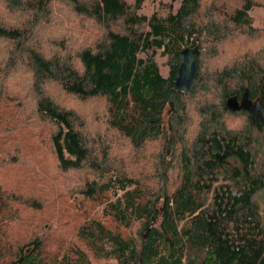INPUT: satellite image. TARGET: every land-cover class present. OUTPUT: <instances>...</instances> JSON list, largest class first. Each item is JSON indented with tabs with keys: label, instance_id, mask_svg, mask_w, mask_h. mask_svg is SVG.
Instances as JSON below:
<instances>
[{
	"label": "trees",
	"instance_id": "16d2710c",
	"mask_svg": "<svg viewBox=\"0 0 264 264\" xmlns=\"http://www.w3.org/2000/svg\"><path fill=\"white\" fill-rule=\"evenodd\" d=\"M210 1L179 0L177 8L146 18L135 12L140 0H3L0 10L10 19L0 22V81L26 84L19 95L0 83V152L9 155L4 173L16 178L22 192L38 181L48 191L53 188L48 177L74 174L78 203L69 202L72 216L59 222L63 210L54 206L52 217L65 240L43 242L41 205L26 207L34 208V219L29 217L37 226L22 215L10 228L16 216L6 203L9 194L0 190V264H264V224L254 200L264 183V153L256 161L261 144L256 133L264 131V46L258 50L262 65L253 56L220 69L206 65L204 58L212 62L219 56L216 47L230 32L228 25L250 27L252 4L239 0L227 19L208 7ZM57 6L82 26L81 33H97L72 56L65 44L38 37L47 32ZM199 18L207 22L197 25ZM39 40L52 52L43 53ZM193 46L198 55L189 95L200 101L194 136L185 143L183 97L189 95L174 91L173 82L179 51ZM156 54L165 58V76ZM244 90L260 103L254 126L245 113L224 106L226 98L239 100ZM66 98L79 108H66ZM93 99L103 100L101 123L132 148L162 143L147 172L136 176L132 167V175L126 174L107 159V139L86 134L80 103ZM225 117H242L244 129L226 127ZM178 143L176 162L166 160L163 154L170 156ZM16 147L23 150L19 159L31 161L24 165L26 178L14 173ZM66 237H74V246Z\"/></svg>",
	"mask_w": 264,
	"mask_h": 264
},
{
	"label": "rangeland",
	"instance_id": "374dc122",
	"mask_svg": "<svg viewBox=\"0 0 264 264\" xmlns=\"http://www.w3.org/2000/svg\"><path fill=\"white\" fill-rule=\"evenodd\" d=\"M124 1L126 2V4H132L133 0ZM227 1L211 0L210 6L208 7L212 8V10L216 13L222 11L225 18L228 19L231 15L232 10L239 5V0H233L232 3L230 1ZM1 3H3V0H0V4ZM178 3L179 0H140L139 7L135 8L137 9L135 12L137 15L145 16L146 18H148V16H150L152 12H154L153 14L159 16L160 14L164 13L165 9L169 7H173L174 9L177 8ZM263 5L264 0H252L251 7L248 10V15L250 18L249 28L241 27L240 30H238L232 29L233 27L228 25L230 32L227 34L225 40L219 43V45L216 47V49L218 48L219 56H217V58H215L212 62H210L208 58H202L206 65H210L211 69H216V67L220 69L229 66L232 62H235L237 59L252 56L256 58L258 64H263V59L261 55H258L260 54L258 50H260L264 46ZM206 6L207 5L203 7L206 8ZM54 7H56V4L54 5ZM57 8L56 11H54V16L51 17V19L49 20L50 26H48L47 32L43 30L42 33L38 36L39 39L42 38L44 40V38H51V41L53 39L54 42L59 44L57 46L61 47L65 44L67 54L71 56L74 54L73 52H75L79 48L90 46L94 40V36H96L97 33L94 31L88 32V30L84 33H81L82 26L79 24H72L71 21H68L70 16L67 15V11L59 6H57ZM200 15H205V12L200 11ZM9 19L10 18L6 14V12L1 9L0 22L6 23ZM196 22L197 25H202L207 21L206 18H199L198 20H196ZM43 40H39V48H44L46 50L43 51V53L52 52V49H50L49 45L46 44ZM1 46L2 45L0 44V47ZM205 54L206 53L204 52V55ZM156 57L158 58L157 63L159 66V71L161 75L165 76L167 72V68L165 67V58L158 56V54H156ZM234 59L235 61H233ZM0 83L4 84L8 90L18 93L19 95L24 93V87L26 85L21 84L14 86V81H0ZM195 94H197V92ZM191 95H189L188 97H183L185 98L184 105L187 109L186 117H184L186 124H183L186 131L184 133L185 137L182 140V142L184 141L185 143L190 142V140L193 138L196 130V125L198 123V115L196 114L194 108L195 103H198L200 100L196 95ZM207 98L210 97H205V99ZM64 103L66 108H79V103L73 102V100H70L69 98H66L64 100ZM80 105V114L78 115L84 119L86 134L104 136L108 141V146L105 153L107 159H114V162L116 163L118 168H120L121 170L122 168L125 169L126 174L132 175V172L134 170L137 176L140 171L147 172L150 166L154 164V162H157L156 155L159 153L160 148L162 147V143L160 144V141L152 140L146 142L140 148H132L124 138H122L115 131L107 129L106 126L101 123L103 122V119L100 115L101 113H104L103 100H87L81 102ZM168 117V114H166V111L164 110L162 113V120L165 122ZM224 119L225 126L230 128L231 130L244 129V120L242 117H225ZM164 130L166 132L168 130L170 131L169 126L166 125ZM173 130L174 129H172V131ZM256 135L259 137V140H261L260 149L258 152L259 155L256 154V161L260 162L262 154L264 153V131L258 132L256 133ZM179 146H181V144H175L174 151L171 153L170 156L163 154L165 159L172 160L173 163L176 162V155L178 153V150L180 149ZM6 147L7 149L12 150V146L10 144ZM22 152L23 150H20L19 147H16V150L14 151V153L17 155L18 161V169H15L14 173L21 175L23 178H26L27 172L25 173L24 171V165L30 163L31 161L30 159H19V155H21ZM6 153L7 152H0V179H3L2 182L3 185H5V187H0V190H3L6 194H9L11 198L10 200L9 198H6V203L10 201L9 205L12 210L10 209L9 212L11 214L15 213L16 218H13L10 225L17 220L22 219V215H26L27 217H25L28 219H31L29 217L31 215L34 219V208L26 210V207L33 203H39L42 209L38 212L37 218L39 222L43 225V229L46 232H43L38 236L42 238L43 242L47 241L50 238L54 241H57L59 239L65 240V237L62 236V234L57 230V224L54 222V219L52 217L53 209L55 206L56 211L60 213L61 210L59 209L60 207H62L63 212L60 214L58 222L60 221L61 216L64 218L72 216L69 209V202L72 204L78 203V200L74 197V194L77 191V183H75L72 179L76 176H74V174H69L65 176H58L54 174L53 179L51 177H48V182L53 185L52 189L43 192L41 190L40 182L38 181L36 185L30 184L28 190L22 192L20 190L21 186H17L15 188L16 178L10 179V177H12V174L4 173L5 165L9 160V155H7ZM132 167L134 168L133 170ZM173 169L172 171H170V179L174 182L177 179L176 171L178 170L176 166ZM61 177L64 178L62 182ZM6 178H9V180H7ZM82 179L84 178L82 177ZM80 183L81 182L79 181V185ZM254 200L259 205L261 222L264 224V183L262 189L256 192ZM33 219H31V221L37 226V220ZM20 224L26 225V222ZM10 228L14 227L11 225ZM50 228L52 229L49 232ZM53 231L55 233L51 234V232ZM133 231H135V229H133ZM66 239L68 240L67 242L69 244L71 243L70 246H74L72 245V243L75 244L74 237H72V239L66 237Z\"/></svg>",
	"mask_w": 264,
	"mask_h": 264
},
{
	"label": "water",
	"instance_id": "95a60500",
	"mask_svg": "<svg viewBox=\"0 0 264 264\" xmlns=\"http://www.w3.org/2000/svg\"><path fill=\"white\" fill-rule=\"evenodd\" d=\"M197 55V46L191 48L186 47L179 51V65L173 82V90L182 92L184 96H188L191 92L192 82L196 72ZM224 106L229 112L244 111L248 115L252 126H254L258 119L260 108L259 100L256 98L254 101H250L247 97L246 90L242 92L239 100L236 97L226 98Z\"/></svg>",
	"mask_w": 264,
	"mask_h": 264
},
{
	"label": "flooded vegetation",
	"instance_id": "af4514ba",
	"mask_svg": "<svg viewBox=\"0 0 264 264\" xmlns=\"http://www.w3.org/2000/svg\"><path fill=\"white\" fill-rule=\"evenodd\" d=\"M239 98V97H238ZM239 112H243V113H245L244 111H239ZM246 114V113H245ZM247 115V114H246ZM248 116V115H247ZM249 118V117H248Z\"/></svg>",
	"mask_w": 264,
	"mask_h": 264
},
{
	"label": "bare ground",
	"instance_id": "6f19581e",
	"mask_svg": "<svg viewBox=\"0 0 264 264\" xmlns=\"http://www.w3.org/2000/svg\"><path fill=\"white\" fill-rule=\"evenodd\" d=\"M238 100V99H237Z\"/></svg>",
	"mask_w": 264,
	"mask_h": 264
}]
</instances>
